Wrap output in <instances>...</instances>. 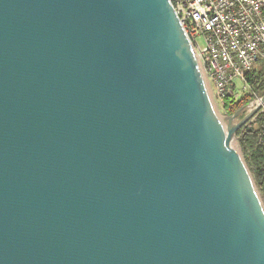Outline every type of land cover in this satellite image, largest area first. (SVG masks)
I'll list each match as a JSON object with an SVG mask.
<instances>
[{
    "label": "water",
    "instance_id": "obj_1",
    "mask_svg": "<svg viewBox=\"0 0 264 264\" xmlns=\"http://www.w3.org/2000/svg\"><path fill=\"white\" fill-rule=\"evenodd\" d=\"M251 104L170 0H0V264H264Z\"/></svg>",
    "mask_w": 264,
    "mask_h": 264
},
{
    "label": "built area",
    "instance_id": "obj_2",
    "mask_svg": "<svg viewBox=\"0 0 264 264\" xmlns=\"http://www.w3.org/2000/svg\"><path fill=\"white\" fill-rule=\"evenodd\" d=\"M170 1L194 47L207 87L213 85L222 103L228 94L251 93L247 75L264 63V0ZM238 81L242 88L237 87Z\"/></svg>",
    "mask_w": 264,
    "mask_h": 264
},
{
    "label": "trees",
    "instance_id": "obj_3",
    "mask_svg": "<svg viewBox=\"0 0 264 264\" xmlns=\"http://www.w3.org/2000/svg\"><path fill=\"white\" fill-rule=\"evenodd\" d=\"M247 80L252 92L245 93L240 98L235 94H228L222 107L226 115L234 114L264 95V63L257 64L248 73ZM236 136L246 164L264 199V108L242 126Z\"/></svg>",
    "mask_w": 264,
    "mask_h": 264
},
{
    "label": "rangeland",
    "instance_id": "obj_4",
    "mask_svg": "<svg viewBox=\"0 0 264 264\" xmlns=\"http://www.w3.org/2000/svg\"><path fill=\"white\" fill-rule=\"evenodd\" d=\"M201 45L202 46H205V43L203 40L200 41ZM242 82L241 81H238L237 82V87H240L242 88ZM208 90H209V94H210V97H211V100H212V103H213V106L216 110V112L218 113V115L222 118V119H225V116H227L224 111H223V103L218 99L217 95H216V91H215V88L213 87V85H208ZM243 93L241 92H238L236 94L237 98H240L242 97ZM258 100V98L256 99ZM255 104H250L249 106L246 107V109L239 115V117L237 118L236 121H238L239 119H241V115L243 114H247L249 111H251L253 108H254ZM233 143L234 145L237 147V148H240L239 146V143H238V139L235 138L233 140ZM263 205H264V199H263Z\"/></svg>",
    "mask_w": 264,
    "mask_h": 264
},
{
    "label": "bare ground",
    "instance_id": "obj_5",
    "mask_svg": "<svg viewBox=\"0 0 264 264\" xmlns=\"http://www.w3.org/2000/svg\"><path fill=\"white\" fill-rule=\"evenodd\" d=\"M260 101H257L256 103H259Z\"/></svg>",
    "mask_w": 264,
    "mask_h": 264
}]
</instances>
